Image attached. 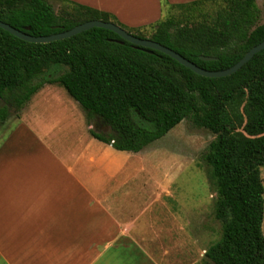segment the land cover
<instances>
[{"label":"trees","instance_id":"trees-1","mask_svg":"<svg viewBox=\"0 0 264 264\" xmlns=\"http://www.w3.org/2000/svg\"><path fill=\"white\" fill-rule=\"evenodd\" d=\"M63 6L55 10L54 2ZM164 6L179 9L149 26L130 28L115 15L71 0H0V20L35 36L69 30L88 20L112 21L179 52L208 70L235 65L264 41L256 0ZM197 14L203 19L195 20ZM202 55L217 57L203 60ZM61 84L111 133L91 134L121 151L140 152L183 120L215 135L202 161L216 192L222 237L206 251L214 264H264V49L224 77L195 73L158 50L137 47L105 28H91L50 43H31L0 28V98L6 120L46 84Z\"/></svg>","mask_w":264,"mask_h":264},{"label":"crops","instance_id":"crops-1","mask_svg":"<svg viewBox=\"0 0 264 264\" xmlns=\"http://www.w3.org/2000/svg\"><path fill=\"white\" fill-rule=\"evenodd\" d=\"M71 1L133 27L160 20L165 7L162 0ZM87 129L75 135L76 149L63 145L40 168L16 166L22 156L0 152V264H208V248L196 255L194 220L172 210L175 176L156 151L117 150L91 134L92 124Z\"/></svg>","mask_w":264,"mask_h":264},{"label":"rangeland","instance_id":"rangeland-1","mask_svg":"<svg viewBox=\"0 0 264 264\" xmlns=\"http://www.w3.org/2000/svg\"><path fill=\"white\" fill-rule=\"evenodd\" d=\"M222 4V0L211 1L206 5L205 12L215 13ZM256 4L260 10L258 23L262 24L264 23V0H256ZM62 6V3L54 2L56 11H59ZM179 13V9H170L165 6L161 19ZM202 19V14L196 15L195 20ZM153 31V28L143 29L145 38H150ZM42 92L44 95H34L33 105L28 115L21 118L18 115L23 109L18 111L10 108V115L6 120L0 116V152L19 155L24 159L15 160L14 165L40 168L44 166L50 153L61 151L63 145L68 146L69 151L76 149L75 135L79 136L82 130L88 132V123L92 124L93 129L98 132L105 134L112 132L111 127L101 118L93 117L88 120L84 108L61 84H46ZM4 106V101L0 98V110ZM65 119L66 122H64ZM72 121H77V131L75 127L70 128ZM214 138L215 135L209 130L199 128L190 119H185L164 137L146 148L155 150L158 162L163 160L164 169L175 176L171 189L172 196L168 198L171 201L172 210L180 215L181 221L187 220V217L194 220L195 228L191 225L190 228L197 236L196 255L200 249L202 251L203 248H209L222 237L221 222L215 217L217 195L202 161V154ZM262 177L264 179V167ZM206 259L208 264H214L208 258ZM197 264L205 263L198 259Z\"/></svg>","mask_w":264,"mask_h":264},{"label":"water","instance_id":"water-1","mask_svg":"<svg viewBox=\"0 0 264 264\" xmlns=\"http://www.w3.org/2000/svg\"><path fill=\"white\" fill-rule=\"evenodd\" d=\"M95 27L111 30L116 34H118L122 39L132 43L137 47H142L148 50H158L164 54H167L172 58H174L175 60H177L178 62H180L181 64H183L184 66H186L187 68L193 70L195 73L206 77L229 76L240 70L247 62H249L255 56V54H257L258 52L264 49V41H262L261 43L252 47L235 65L223 70H208L197 65L195 62L187 59L182 54L173 50L172 48L165 46L150 38H142L137 35H134L112 21L93 19L78 24L73 28L69 30H65L63 32L54 33L50 35L35 36L28 33L26 30H20L10 25L7 22L0 20V28L10 32L11 34L17 36L22 40L31 43H50L57 40H63ZM201 58L203 60L217 59V57L207 56V55H202Z\"/></svg>","mask_w":264,"mask_h":264}]
</instances>
